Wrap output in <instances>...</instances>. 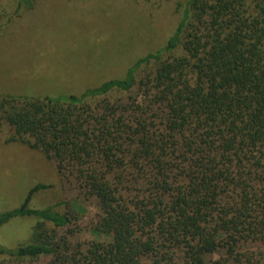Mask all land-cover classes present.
I'll use <instances>...</instances> for the list:
<instances>
[{
    "label": "trees",
    "instance_id": "trees-1",
    "mask_svg": "<svg viewBox=\"0 0 264 264\" xmlns=\"http://www.w3.org/2000/svg\"><path fill=\"white\" fill-rule=\"evenodd\" d=\"M0 124L98 202L91 228L111 236L72 240L67 214L29 207L49 187L36 184L0 213V227L34 217L30 242L0 245V258L264 264L249 250L264 238V0H186L165 45L122 79L80 95H0Z\"/></svg>",
    "mask_w": 264,
    "mask_h": 264
},
{
    "label": "rangeland",
    "instance_id": "rangeland-1",
    "mask_svg": "<svg viewBox=\"0 0 264 264\" xmlns=\"http://www.w3.org/2000/svg\"><path fill=\"white\" fill-rule=\"evenodd\" d=\"M0 0V95L62 97L80 95L110 79H122L140 57L162 48L173 33L186 0ZM9 126L0 124V213L19 206L36 184L29 207H52L71 218L72 240L109 242L111 236L91 226L98 202L58 174L55 163L39 151L8 142ZM36 219L14 218L0 227V245L30 242ZM47 228H52L46 224ZM67 227L58 229L63 235ZM264 258V238L249 246ZM224 252L212 256L223 259ZM0 258V264H50Z\"/></svg>",
    "mask_w": 264,
    "mask_h": 264
}]
</instances>
